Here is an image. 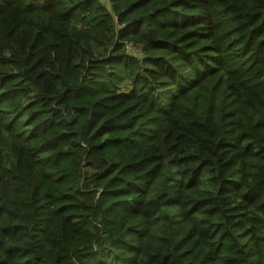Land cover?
<instances>
[{
	"label": "trees",
	"instance_id": "obj_1",
	"mask_svg": "<svg viewBox=\"0 0 264 264\" xmlns=\"http://www.w3.org/2000/svg\"><path fill=\"white\" fill-rule=\"evenodd\" d=\"M102 2L0 0V264H264V0Z\"/></svg>",
	"mask_w": 264,
	"mask_h": 264
},
{
	"label": "rangeland",
	"instance_id": "obj_2",
	"mask_svg": "<svg viewBox=\"0 0 264 264\" xmlns=\"http://www.w3.org/2000/svg\"><path fill=\"white\" fill-rule=\"evenodd\" d=\"M101 3L103 4L102 0H101ZM133 49H135V48H133Z\"/></svg>",
	"mask_w": 264,
	"mask_h": 264
}]
</instances>
